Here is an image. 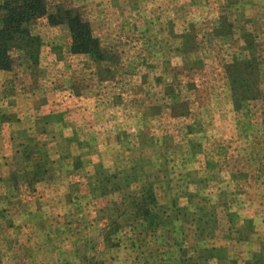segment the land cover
I'll list each match as a JSON object with an SVG mask.
<instances>
[{
  "label": "rangeland",
  "instance_id": "374dc122",
  "mask_svg": "<svg viewBox=\"0 0 264 264\" xmlns=\"http://www.w3.org/2000/svg\"><path fill=\"white\" fill-rule=\"evenodd\" d=\"M49 1L78 9L99 40L102 58L72 53L65 24L49 25L45 17L31 22V33L40 39L37 64L13 51L14 68L0 74V140L10 134L6 121L27 124L22 111L35 95L51 99L62 90L76 96L101 93L109 104L133 105L137 138L113 145L121 159L98 168V192L107 196L94 206L102 208L88 220H66L64 239L52 223V203L62 199L41 186L52 179L50 147L41 140L12 145L10 166L0 157V234L6 232L1 227L8 225L6 219L11 227L17 184L25 173L37 171L30 199L41 203V212L31 217L39 221L34 230L39 237L30 240L31 249L37 246L34 257L0 255V264H216L218 259L241 264L240 257L228 254L241 246L228 235L237 225L229 222L233 214L226 206L252 199L259 181L264 186V27H232L235 11L224 0L212 1V17L204 20L197 16L198 0ZM159 2L169 6L165 15L168 6L161 11ZM151 4L153 12L147 11ZM51 42L61 64L52 63L49 88L51 71L43 59ZM252 59L258 95L241 101L232 96L225 67ZM6 103L22 111L4 109ZM151 123L154 131L144 129ZM144 186L163 213L160 226L132 216L127 188ZM122 188L120 194L109 193ZM11 239L10 234L0 245ZM254 245L263 253L264 240ZM248 260L264 264V255Z\"/></svg>",
  "mask_w": 264,
  "mask_h": 264
},
{
  "label": "crops",
  "instance_id": "0c3cea01",
  "mask_svg": "<svg viewBox=\"0 0 264 264\" xmlns=\"http://www.w3.org/2000/svg\"><path fill=\"white\" fill-rule=\"evenodd\" d=\"M212 1L216 0H198V18L204 20L207 16L212 17L214 11ZM224 2L235 11L232 27H264V0H224ZM234 2H238V5ZM159 5L161 11L167 9L168 6L161 2ZM168 10L169 6L161 16L165 15ZM147 11L153 12V4L148 6ZM214 27H218L216 22H214ZM49 45H46V48L50 50L48 58L47 60L44 58L43 63H47L50 67L51 76L48 85L52 88V63L60 65L61 60L52 54V42ZM5 72L0 71V74H5ZM132 87H130V92L134 91ZM97 90L103 92V89ZM69 91L54 92L51 99H46L44 94L35 95L32 104H28L23 111L20 108L14 109V105L4 104V109L8 107L14 109L15 112H25L28 115V122L26 124L25 121L17 118L11 119L10 122L6 121L7 127H10V134L2 135L0 140L2 142L0 157L4 160L6 167L10 166L14 157L15 151L12 145L41 140L43 144L50 147L48 152L52 153L54 162L52 179L42 182L41 186L44 191L52 192V198L62 199L60 202L52 203V223L60 228V230L53 229V232H58L63 239L65 238L63 225L66 220L85 221L91 218L88 214L96 213L99 208H102L99 205L94 206V203L104 200L107 196V194L101 195L98 192L100 183L98 168L112 167L113 162L117 161L115 158L121 159L115 152L116 150H113V145L122 141L128 143L137 138L136 109L133 105L109 104L104 98L105 95L101 93L95 94L96 97L91 93L76 96ZM154 116H157V113ZM155 126L151 123L144 129L154 131ZM32 136L35 138L30 141ZM7 175L4 173L2 177L5 179ZM17 185L19 194L16 195L17 198H14L11 206L9 205L14 212L11 227L6 219L8 225L1 226L6 232L0 234V242L5 241L6 238L9 241L10 234L13 241H6L7 246L0 245V255L12 258L18 256L31 258L34 257V247L37 246L33 243L31 249L30 240L39 237L38 233H34L39 221L31 217L41 212V203L40 199H30L34 187H31L28 182L20 181ZM245 188L249 187L246 185ZM127 189L129 191L131 187ZM122 190L124 188L118 191L109 190V193L120 194ZM252 190L255 193L252 199L245 198L240 203L230 201L226 206L233 214L231 219L230 217L227 219L239 228H230L228 235L233 236L241 246L240 251H231L228 254L232 257H240L241 264L253 262L248 260L250 256L264 255V251L262 253L254 245L255 242L260 243L264 240V186L259 181ZM69 193L70 196L66 202L64 196ZM3 194L6 193L3 192ZM92 222L91 220L90 223ZM10 245L14 247L10 248ZM3 252L6 254L3 255ZM214 261L220 264L222 259Z\"/></svg>",
  "mask_w": 264,
  "mask_h": 264
},
{
  "label": "trees",
  "instance_id": "16d2710c",
  "mask_svg": "<svg viewBox=\"0 0 264 264\" xmlns=\"http://www.w3.org/2000/svg\"><path fill=\"white\" fill-rule=\"evenodd\" d=\"M0 13V71H11L14 68L13 51L20 52V57L28 59L32 65L37 64L40 39L31 33L29 25L42 17L47 19L49 25L65 24L68 27L72 53H91L97 59L102 58L99 40L93 36L88 21L76 7L63 3L51 5L49 0H5L0 3ZM225 71L233 98L243 101L258 95V68L253 59L242 64L237 61L228 64ZM38 167L35 165V168ZM35 172L25 173L26 178L22 181L31 186L38 179ZM126 192V198L130 199L128 204L134 210V218H145L149 224L162 225L163 213L159 212V205L149 187Z\"/></svg>",
  "mask_w": 264,
  "mask_h": 264
}]
</instances>
